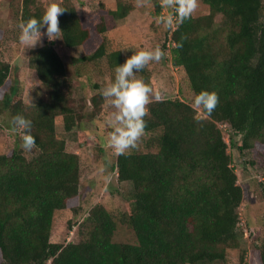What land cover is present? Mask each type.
<instances>
[{
  "label": "trees",
  "instance_id": "16d2710c",
  "mask_svg": "<svg viewBox=\"0 0 264 264\" xmlns=\"http://www.w3.org/2000/svg\"><path fill=\"white\" fill-rule=\"evenodd\" d=\"M202 1L208 14L182 20L174 15L171 62L184 69L194 94L214 91L218 103L210 114L201 108L205 117H199L183 100H153L143 117L147 150L118 153V180L132 186L122 222L135 232V244L113 241L117 221L101 204L85 217V240L51 241L55 212L77 215L82 207L80 156L58 136L56 117L62 116L64 130L71 132L84 127L85 116L84 107L75 106L66 64L53 42L30 51L29 64L45 95L26 105L14 83L0 99L8 128L12 116L23 115L37 145L28 157L18 136L11 153L0 155V264H213L241 247L244 190L229 144L258 157L264 191V0ZM155 4L160 11L162 2ZM60 7L66 48L91 44L85 60L106 59L111 68L125 62L120 50L109 49L104 12L88 22L71 0H62ZM45 9L41 0H22L20 21L39 19ZM132 10L119 3L107 14L124 18ZM12 70L0 60V88ZM102 97H92L90 119L101 111ZM222 124L230 128L229 143ZM251 263L264 264V237L254 241Z\"/></svg>",
  "mask_w": 264,
  "mask_h": 264
},
{
  "label": "rangeland",
  "instance_id": "374dc122",
  "mask_svg": "<svg viewBox=\"0 0 264 264\" xmlns=\"http://www.w3.org/2000/svg\"><path fill=\"white\" fill-rule=\"evenodd\" d=\"M71 1L77 7L79 15L88 22L94 15L105 13L109 49L120 50L125 59L139 50H154L156 47L161 49L163 53L161 59L149 61L137 73V78L143 79L152 89L148 94V103L156 99H180L194 106L195 94L184 69L174 66L171 62L173 46L171 35L177 23L174 15L178 13L176 8L178 0H170V2L158 0L162 2L160 11H157L155 0ZM41 2L47 8L53 0H41ZM55 2L60 5L62 0ZM119 3L129 4L133 10L124 18H116L110 12L107 14V11L116 10ZM21 6L22 0H0V60L9 63L13 68L6 86L0 88V99L14 83L19 87V93L26 105H33L38 98L45 95V89L29 64V53L46 41H51L66 64L75 106L84 107L83 128L76 127L73 131L66 132L63 117H56L58 136L66 141L69 152L80 156L82 207L77 215L71 210L55 212L51 241L64 244L85 240L89 229L85 217L92 207L101 204L117 221L113 241L135 244L137 243L135 232L127 223L122 222V217L130 205L132 186L128 182L118 180L115 169L118 153L108 144L109 134L113 129L104 119L113 111V106L108 98L102 97L104 100L99 114L93 119L87 116L93 109L92 97L101 94L102 89L114 80V68L109 66L106 59L98 61L84 59L91 44L72 49L66 48L60 32L54 39L42 35L40 42L33 47L22 44L19 40ZM209 11V6L202 0H195V7L189 14L199 17L208 14ZM169 16L173 19L171 25L166 23ZM197 116L205 117L200 109H197ZM9 122L7 114L0 115V155L11 153L20 143L18 136H23L22 130L13 131L12 128H8ZM220 128L229 143L227 133L230 132V128L225 124L220 125ZM146 139L148 136L142 134L135 146L125 151H146ZM25 152L28 157L33 153L32 150L26 149ZM229 153L232 157V166L238 176V183L244 190L243 202L239 208L241 247L230 249L225 262L213 264H252L254 241L264 237V191L261 186L263 171L256 164L258 157L253 151L247 150L241 154L229 144Z\"/></svg>",
  "mask_w": 264,
  "mask_h": 264
},
{
  "label": "clouds",
  "instance_id": "9594fccd",
  "mask_svg": "<svg viewBox=\"0 0 264 264\" xmlns=\"http://www.w3.org/2000/svg\"><path fill=\"white\" fill-rule=\"evenodd\" d=\"M195 7V0H178V19L185 18ZM64 11L53 0L38 18L29 17L21 21L19 40L22 44L33 47L40 42L42 35L54 39L60 32L58 15ZM166 23L171 25L173 19L167 18ZM42 29L44 32L42 33ZM163 55L161 49L139 50L130 55L123 64L114 68V80L107 84L101 91L103 97L108 98L113 106V111L105 117V122L113 129L109 134L108 144L117 153L123 154L126 149L134 147L137 139L145 128L143 117L146 115V105L149 101L148 94L152 91L143 79L137 78V73L149 63L159 61ZM218 103L217 93L201 90L195 94L193 105L207 113L215 108ZM12 130H22V147L31 151L36 147V139L31 134V121L23 115L16 114L11 118Z\"/></svg>",
  "mask_w": 264,
  "mask_h": 264
}]
</instances>
